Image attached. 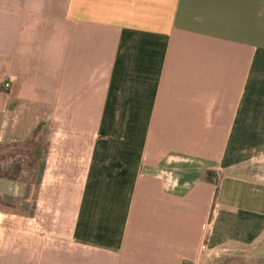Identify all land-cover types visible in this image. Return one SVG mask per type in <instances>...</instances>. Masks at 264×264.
Here are the masks:
<instances>
[{
    "label": "crops",
    "instance_id": "obj_1",
    "mask_svg": "<svg viewBox=\"0 0 264 264\" xmlns=\"http://www.w3.org/2000/svg\"><path fill=\"white\" fill-rule=\"evenodd\" d=\"M29 141L0 264H264V0H0V149Z\"/></svg>",
    "mask_w": 264,
    "mask_h": 264
},
{
    "label": "rangeland",
    "instance_id": "obj_2",
    "mask_svg": "<svg viewBox=\"0 0 264 264\" xmlns=\"http://www.w3.org/2000/svg\"><path fill=\"white\" fill-rule=\"evenodd\" d=\"M41 144V143H40ZM26 150V146L22 145L19 147H7L0 149V162L2 161L3 163H0V169H2L3 173L2 175L5 176V171L10 170L9 174L6 175L18 182V184H21L22 186L28 187L30 186L32 189L37 186L39 178L41 177V164L39 165V170L38 171H33L31 166H30V157H27L28 154L24 152ZM45 151V148L41 147L40 149V159L42 160L44 157L43 152ZM25 153L23 156L20 155ZM32 185V186H31ZM30 193H33V191L30 190ZM4 202V201H3ZM29 202H31V194H30V199ZM28 202V203H29ZM0 204L6 206V207H11L16 205V202L14 200H9L4 203ZM30 207L26 206L25 212H29Z\"/></svg>",
    "mask_w": 264,
    "mask_h": 264
},
{
    "label": "built area",
    "instance_id": "obj_3",
    "mask_svg": "<svg viewBox=\"0 0 264 264\" xmlns=\"http://www.w3.org/2000/svg\"><path fill=\"white\" fill-rule=\"evenodd\" d=\"M10 88H11V80H9V81H7V82H5V83L3 84V89H4V90H9ZM214 214H215V211L212 212V216H211V220H210V222L205 223V224L203 225V229H204V230H208V229L210 228V226H211V224H212V221H213V216H214ZM205 249H206V244H205V245L203 244V246H202V250H205Z\"/></svg>",
    "mask_w": 264,
    "mask_h": 264
},
{
    "label": "trees",
    "instance_id": "obj_4",
    "mask_svg": "<svg viewBox=\"0 0 264 264\" xmlns=\"http://www.w3.org/2000/svg\"><path fill=\"white\" fill-rule=\"evenodd\" d=\"M31 144H32V141H29L26 145L27 148H30L31 147Z\"/></svg>",
    "mask_w": 264,
    "mask_h": 264
}]
</instances>
